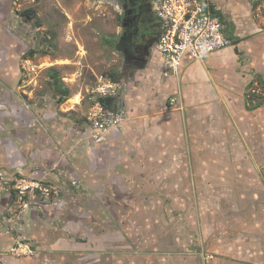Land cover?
<instances>
[{
	"label": "crops",
	"instance_id": "1",
	"mask_svg": "<svg viewBox=\"0 0 264 264\" xmlns=\"http://www.w3.org/2000/svg\"><path fill=\"white\" fill-rule=\"evenodd\" d=\"M211 1L234 45L178 69L152 51L124 63L127 121L101 142L66 121L60 174L78 189L0 234L34 246L3 264H264V97L248 93L264 84V0Z\"/></svg>",
	"mask_w": 264,
	"mask_h": 264
},
{
	"label": "rangeland",
	"instance_id": "2",
	"mask_svg": "<svg viewBox=\"0 0 264 264\" xmlns=\"http://www.w3.org/2000/svg\"><path fill=\"white\" fill-rule=\"evenodd\" d=\"M29 10L35 14L29 16ZM124 18L122 0H0L2 241L24 236L19 230L30 213L45 215L64 190L78 189L76 179L60 174L65 124L70 120L73 129L86 130L102 99L101 83L125 72V54L115 47ZM252 89L253 98L263 99L262 85ZM174 95L166 91L168 103ZM26 237L21 242L30 249L15 241L0 249V264L34 256Z\"/></svg>",
	"mask_w": 264,
	"mask_h": 264
},
{
	"label": "built area",
	"instance_id": "3",
	"mask_svg": "<svg viewBox=\"0 0 264 264\" xmlns=\"http://www.w3.org/2000/svg\"><path fill=\"white\" fill-rule=\"evenodd\" d=\"M148 1L162 28L151 51L175 69L186 57L204 60L209 54L235 43L211 0ZM125 90L126 84L123 82L110 79L101 83L98 91L102 99L97 101L86 127L89 139L101 142L107 133L127 121L123 97ZM73 182L77 184L76 180ZM35 184L39 186V183Z\"/></svg>",
	"mask_w": 264,
	"mask_h": 264
},
{
	"label": "trees",
	"instance_id": "4",
	"mask_svg": "<svg viewBox=\"0 0 264 264\" xmlns=\"http://www.w3.org/2000/svg\"><path fill=\"white\" fill-rule=\"evenodd\" d=\"M122 5L125 9V11L128 12V14H125V18L124 21L122 23L123 26V32L121 34V36L119 37V39L117 40L115 47L122 51L125 56H127V60L125 62V66L126 64L129 62L131 63L132 67H138L141 65H144V62L147 60V57L149 55V53L151 52V48L153 46V44L157 41V39L159 38V35L161 33V23L158 19V17L154 14V12L152 11L150 5H149V1L148 0H122ZM140 5H142L141 9L142 11H144V13L148 14L151 18H152V29L154 31V34L149 42V46L147 49V52L145 53L144 58H142L139 62H135L133 61V57L135 55H133L130 50L131 48H133V43L138 42L137 40L139 39V35L140 32L145 28V26L143 25L142 27H140L138 25V18H136L139 12H138V8L140 7ZM29 16H33L35 14V12L33 10H29L28 11ZM218 13H220L218 11ZM221 15V13H220ZM223 19V17H222ZM147 26L151 27L150 24H148ZM134 40L133 43H131V41ZM133 52V51H132ZM113 79H117V74L112 75ZM264 82V81H263ZM65 92L67 93L68 90L65 89ZM105 102H107V99H104Z\"/></svg>",
	"mask_w": 264,
	"mask_h": 264
},
{
	"label": "flooded vegetation",
	"instance_id": "5",
	"mask_svg": "<svg viewBox=\"0 0 264 264\" xmlns=\"http://www.w3.org/2000/svg\"><path fill=\"white\" fill-rule=\"evenodd\" d=\"M150 5V4H149ZM142 5H140V7L138 8V15L136 18H138V25L140 27H142L143 25L145 26V28L140 32L139 35V39L137 40L138 42L133 43L134 40L131 41V43H133V48H131L130 52L135 55L133 57V61L135 62H139L142 58H144L143 55H145V53L147 52L148 46H149V42L154 34V31L152 29V18L144 13V11H142L141 9ZM125 14L127 15L128 12L125 11ZM148 24L151 25V27L147 26ZM133 51V52H132ZM126 57V56H125ZM130 63H127V67H130ZM262 87H264V84H261ZM253 90V89H252ZM253 93H255L256 91L253 90Z\"/></svg>",
	"mask_w": 264,
	"mask_h": 264
},
{
	"label": "bare ground",
	"instance_id": "6",
	"mask_svg": "<svg viewBox=\"0 0 264 264\" xmlns=\"http://www.w3.org/2000/svg\"><path fill=\"white\" fill-rule=\"evenodd\" d=\"M76 99H78V97H76Z\"/></svg>",
	"mask_w": 264,
	"mask_h": 264
}]
</instances>
